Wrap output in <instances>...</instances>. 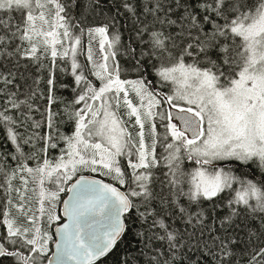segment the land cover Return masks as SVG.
I'll use <instances>...</instances> for the list:
<instances>
[{
    "label": "snow or ice",
    "instance_id": "6c2138e0",
    "mask_svg": "<svg viewBox=\"0 0 264 264\" xmlns=\"http://www.w3.org/2000/svg\"><path fill=\"white\" fill-rule=\"evenodd\" d=\"M69 60L65 103L56 72ZM33 65L47 76L29 84ZM0 129L15 146L0 153V264H98L129 232L118 264H264V0H0ZM81 169L120 187L66 188Z\"/></svg>",
    "mask_w": 264,
    "mask_h": 264
},
{
    "label": "trees",
    "instance_id": "16d2710c",
    "mask_svg": "<svg viewBox=\"0 0 264 264\" xmlns=\"http://www.w3.org/2000/svg\"><path fill=\"white\" fill-rule=\"evenodd\" d=\"M101 7L104 9L105 15H107L109 5L107 3H105V4H102ZM13 15L16 18L20 17V13L19 12H15V13H13ZM103 19H104L103 16H89L88 20L86 21V23L89 24V26H93V24H92L93 21H102ZM129 28H130V22L127 21V20L122 19L121 22H120L119 30L122 33V40H123V42L125 44H127L129 42V39H128L129 38L128 29ZM88 39L89 38H88L87 34H85L82 37V43L85 45V51H86V47L88 46ZM92 46L97 50V54H99L98 53L99 37H97L96 40L92 42ZM78 62L85 63L86 62V56L85 55H80L78 57ZM70 63H71V61L69 60L68 64L64 65L68 69L67 72H61L59 70H57V72H56L57 77L62 82H64V83L69 85L68 88L59 89V91L57 93V95L60 96L65 103L71 101L73 99V95H74L72 90H71L72 86H74V84H73L74 78L71 75ZM120 63H121V65H122V67L124 69H128V64L125 63V58L123 56L120 57ZM61 64L63 65V62H61ZM89 67H91V66H89ZM149 71H151V70H149ZM25 75L28 76V83L31 84L33 78H35L37 76L46 77L47 76V72L37 73L36 69H35V66L33 65L31 67L30 72L26 73ZM149 78L154 80V75L150 76ZM90 79L95 83V85L97 87L99 86L100 81H98L94 76L90 77ZM121 79L128 80V81H135L136 79H138V74L136 72H134V71L128 70V71H125V72L121 73ZM154 83H155V80H154ZM40 87H41V89L45 88V84L43 83V81H42ZM126 87H127L128 91H129L130 98H132L134 100V103H138L139 102L138 98L135 97V93L132 90L131 85H126ZM156 91L161 93L163 96L173 95L174 94V85L165 84L164 86H160L159 84H157L156 85ZM157 98L161 99L162 97L158 96ZM37 103L38 104H42L44 102L43 101H37ZM176 103H178L181 106H186V105L181 104L179 101H176ZM97 104H98V102H97ZM166 105H167V103L164 102V103L161 104L160 107H161V109L164 112L167 113ZM82 106H83V104L80 105V107H82ZM56 110L63 112L64 111V104L63 103L58 104ZM124 111H126V109H124ZM34 116H35L36 119H40L41 118L39 113H34ZM124 119H127V116H125ZM133 120H134V118H133ZM157 122L159 123V121H157ZM59 129H60L61 133L65 134V135H70L72 130H73V125H72L71 122L67 121V119L65 117L64 121L59 123ZM45 130L46 129L41 128V129H38L37 131H40L41 133H43V131H45ZM20 131L24 132V129L21 128ZM160 131H163V129H160ZM14 147H15L14 145L8 143L5 140L4 131H3V129H0V153H2L6 157L7 156V152L12 151ZM64 147H65L64 142L61 140L57 149L50 150L49 156L51 158H53V159L56 158V157H59L61 155V151L60 150H61V148H64ZM27 150L28 149L26 147L25 151H27ZM7 162L9 164L12 163L10 158L7 159ZM3 164H4V160H0V165H3ZM122 166L124 167V169L126 171H129V172L131 171L130 169H128L126 161L122 163ZM78 174H93V175L99 176L100 178L104 179L107 182H110V183L116 185L117 187H120L117 184V182L115 180H113L110 176H103V175H100V173H98V172H91L88 169H81L80 171L77 172L76 175H78ZM67 185H65L66 188H67ZM121 189L124 190L123 188H121ZM64 195H65V192L64 193H60L61 199H62V197ZM0 210H3L2 204H0ZM57 210L60 213V204L57 205ZM54 225L55 224H53L50 227V229H49L50 234H52V228H53ZM138 227H139V225L137 224L133 228V230H135V228H138ZM131 240H132V235H131V232H129V234L123 238V240L114 249V251L111 254H109L107 257L101 258L100 261H98V264H118V261L124 256L125 252L128 250V248L130 246L129 242ZM50 245H51V242H50ZM132 247L133 248L139 247V245L138 244H134V245H132ZM132 254L135 255L136 253L133 251ZM143 259L144 258H141V264H143ZM45 264H46V262H45Z\"/></svg>",
    "mask_w": 264,
    "mask_h": 264
},
{
    "label": "water",
    "instance_id": "95a60500",
    "mask_svg": "<svg viewBox=\"0 0 264 264\" xmlns=\"http://www.w3.org/2000/svg\"><path fill=\"white\" fill-rule=\"evenodd\" d=\"M167 112H171L173 118H175V116L177 115V109H175V108H169ZM174 121H175L178 125L181 124V122L178 121V120H175V119H174ZM189 135H190V133H189ZM80 176H85V177H88L89 179L100 180V181H102L103 183H110V182H107V181H105L104 179L100 178L99 176H96V175H93V174H78V175L74 176V177L72 178L71 181H69L67 187L70 186L72 183H74V182L76 181V179H78ZM110 184H112V183H110ZM112 185H113V186H116V185H114V184H112ZM116 187H117V186H116ZM120 190L123 191L122 189H120ZM71 195H72V193H70V192H65V195L62 197V200H67V199H69V197H70ZM62 209H63V204L60 203V213H62ZM63 222H64V223H67V218H66V217L63 218ZM57 226H58V225L55 224V225L53 226V228H52V234H53L54 237H55V229H56ZM55 251H56L55 244H54V243H51V245H50V253H51V252H55ZM46 264H47V262H46Z\"/></svg>",
    "mask_w": 264,
    "mask_h": 264
},
{
    "label": "rangeland",
    "instance_id": "374dc122",
    "mask_svg": "<svg viewBox=\"0 0 264 264\" xmlns=\"http://www.w3.org/2000/svg\"><path fill=\"white\" fill-rule=\"evenodd\" d=\"M175 87V86H174ZM181 104H183V105H186L185 103H184V101H179ZM183 107H187V105L186 106H183ZM169 108H171L168 104L166 105V109H167V111H168V109ZM175 122V121H174ZM176 123V122H175Z\"/></svg>",
    "mask_w": 264,
    "mask_h": 264
}]
</instances>
